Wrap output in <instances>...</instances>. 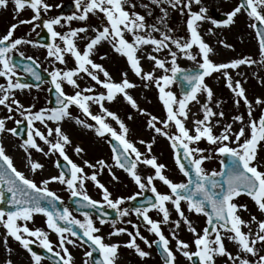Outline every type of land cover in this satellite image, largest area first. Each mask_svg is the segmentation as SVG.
<instances>
[{
	"label": "snow or ice",
	"instance_id": "6c2138e0",
	"mask_svg": "<svg viewBox=\"0 0 264 264\" xmlns=\"http://www.w3.org/2000/svg\"><path fill=\"white\" fill-rule=\"evenodd\" d=\"M9 3L14 6L16 13L30 9L33 15L29 19H19L17 23L10 25L6 34L0 37V77L6 80V84H0V105L4 106L8 113L19 112L24 118L15 120L16 127L12 128L6 126V120L13 119V116L0 118V134L7 132L18 136L20 135L19 126L27 121V137L20 147L26 153L30 170L36 172L44 167L43 164L33 160L32 150L45 156L58 154L70 167L69 175L61 171L59 175L44 179L41 185H38L35 180L26 177L14 166L12 157L6 154L3 143H0V203L5 200L6 190L11 194L8 203L12 206V210L0 208V225L6 230L5 244L9 236L19 242L22 248L30 254L31 264H41L43 259L33 250L32 245L37 243L58 258L54 264H74V258L67 245H76L79 240L82 241L80 247L84 245L88 247L84 253L85 257L91 259L94 253L100 254V259L92 261V264H116L118 251L122 246L134 250L141 259L151 256L150 251H145L137 243L139 240L149 249L153 244L159 245L164 254V264H177L176 253L169 246V239L161 228L162 223L167 224L170 220L171 213L168 204H171L179 217L173 222L174 227L178 229L183 222L188 231L193 234L194 251L190 250L188 242L179 239L175 232L172 233L173 239L176 240V251L187 258L190 264H216L217 257H225V264L228 262L252 264V261L242 257L240 253L257 257L255 264H264V255L260 254V250L264 249V219L257 221V218L252 216L251 221L256 222L257 231L253 233L250 227L248 232L242 231V226L248 227L250 222L242 219L239 213L242 210L248 211V208L247 205L236 201L237 197L247 195L264 214V157H258V148H264V114L258 120L252 118L253 104L264 105V100L256 98L255 101H250L241 81L234 80L229 72L230 69H237L241 65L256 64L257 61L251 57H242L230 62H214L210 58V55L214 54V49L205 42L198 30V22L210 20L211 24L216 27L228 26L235 23L234 18L238 14L246 13L253 21L250 27L256 30L258 37L261 55L259 63L264 64V27H262L264 26V0H239L237 6L227 13V18L222 21L208 17V9L204 6H201L199 11H192V4L200 5L201 0H151V3L158 7L167 4L172 9L179 10L182 15L187 10L186 25L190 34L187 39L171 35L173 29L167 26V8L161 7L162 15L157 18L158 23L164 28L162 30L156 24H148L145 16L135 11L137 5L133 3V0H74L76 13L69 16L57 15L43 20V27L50 33L52 39V43L45 45L47 57L52 58L53 63L66 64V56L70 55L74 58L75 67L67 70L53 68L50 72V82L56 92L57 106L42 108L38 111H32V106L26 108L15 98L14 90L23 91L30 89L32 85L21 82L17 75L18 65L14 59V53L23 56L19 47L32 44L33 41L23 37L15 38L14 31L20 24H31L35 20H40L42 14L49 12L54 6L47 0H0V8H7ZM55 7H60V5H55ZM141 7L148 8V5L142 4ZM90 14H102L105 26L102 29H92L95 35L88 38L83 50L78 47L77 39H85L89 27L70 28L65 33L55 28L56 25H62V21L69 24L73 20L87 21ZM148 14L151 15V12L149 11ZM39 26L36 25V27ZM208 31L211 32V29ZM154 32L160 33L159 39L152 35ZM126 34H131L132 39H126ZM57 40L62 42L63 46L56 43ZM102 41H109L113 50L126 58L134 75L146 82L145 88L150 84L155 85L159 100L165 109L164 119L161 120L138 105L130 92L137 85L128 78L127 72H123L121 80L117 82L102 64L94 62L92 56L96 46ZM220 43L225 47H231L222 40ZM194 46L197 48L195 54L192 51ZM146 47H151L152 52H147ZM165 50L167 51L166 57L153 54H159ZM178 54L194 61L196 70L181 68L177 62ZM142 57L153 62L152 70H144L141 64ZM26 59L33 60L32 57ZM156 70H160L162 74L157 76ZM23 71L37 81L41 80L40 73L32 64L25 65ZM214 72L220 73L225 78L226 86L237 98L234 103L239 106L243 101L247 106L249 117L245 123L242 115L234 116L233 123L239 122L241 127L234 131L233 123H228L219 135L214 132V128L221 122L216 118H223L225 114L223 111H214L210 106L214 93L205 82V78ZM81 73L86 74L95 82V85L101 86L106 91L95 93V85L81 88L78 83ZM101 73L104 79L100 78ZM178 80H182L188 86L180 97L171 91V86ZM65 82L76 89L73 94L65 92ZM36 87L39 88L40 85L37 84ZM201 93L206 95V102L201 105L202 118L194 119L192 127L189 128L186 126L191 111L189 105L193 101L200 103L198 96ZM118 95L122 96L131 108L148 117L146 120L148 129L170 141L175 163L187 178L186 182H174L170 179L165 174V164L159 163L155 155L142 153L136 143L129 139V127L117 113L105 107L106 101L112 102ZM219 103L217 101V107ZM92 104L99 106L100 114H94L91 111ZM72 106H76L85 117L95 122L94 124L87 123L77 117L75 118L76 124L94 130L99 137L103 138L107 135L118 142V146L114 145L111 149L114 165L131 177L140 189L139 192L129 197L113 198L108 187L97 179V171H93L90 175L86 174L83 167L69 158L65 147L71 144V140L69 135L62 130L61 122L73 119L70 110ZM108 118L116 122L118 130L107 122ZM128 118L132 119L131 115ZM37 121L44 126L46 132L34 126ZM49 122L55 126H49ZM171 128L176 129L175 133L169 131ZM246 129L248 130L247 135ZM201 140H206L208 144L215 146V152L220 156L230 158L227 164L223 159L220 161L222 165L220 171L209 172L204 167L205 161L210 160L211 157L205 155L206 150L198 146ZM38 141L47 145V152ZM138 143L146 145L147 153H151L154 140L146 142L141 139ZM74 150L77 153L83 152L79 146H76ZM184 161H187V166ZM84 164L91 169L99 168L102 171L107 168L110 173L112 172V168L103 160L97 161L96 164L85 160ZM140 165L150 167L153 174L142 177L138 171ZM56 167H60L59 161H56ZM216 177L223 179H216ZM112 178L113 180L118 179L115 174ZM88 180H91L101 190L102 200L93 199L88 194L85 187V182ZM156 180L166 185L170 190L169 193L158 191L154 183ZM52 181L66 185L71 196L79 198L78 203L81 207L103 209L106 205L107 208L116 210L120 218L130 214L128 208L121 207L126 199L135 200L145 190H150L154 198L148 199L146 207H137L133 211L137 217L142 218L147 231L153 233L157 239L150 241L141 233L138 226H134L135 232L128 231L124 227H116V221L113 220L111 221L113 231L108 235L111 237L126 234L129 239L123 244L106 242L104 236L99 234L101 229L96 226V222L88 212L83 213L84 219L81 220L73 216L67 207L63 210L57 207V202L61 201V197L49 189L48 185ZM182 201L186 204L188 212L203 214L207 218V226L202 229V232H197L185 215V210L181 207ZM153 209L161 214L162 220H154L149 215L150 210ZM36 214L46 217V227L57 234L59 251H54V245L49 239L48 232L42 228L28 226V222L32 221ZM104 215L107 216V213L105 212ZM18 221L23 223H18ZM99 223L104 225L109 221L99 218ZM77 228L82 231V235ZM225 240L235 242L239 253L233 255L228 251ZM258 244L261 246L260 249L257 248ZM7 251L11 253L12 249L8 248ZM5 264H13V261L8 259ZM84 264H89V260H85Z\"/></svg>",
	"mask_w": 264,
	"mask_h": 264
},
{
	"label": "rangeland",
	"instance_id": "374dc122",
	"mask_svg": "<svg viewBox=\"0 0 264 264\" xmlns=\"http://www.w3.org/2000/svg\"><path fill=\"white\" fill-rule=\"evenodd\" d=\"M49 4H52L54 7L47 12L42 14L40 20H35L31 24H20L17 29L14 31V37L20 38L23 37L25 39H29L33 41L32 44L21 45L19 47V51L23 52L22 57H32L34 61H36L42 68V70H47L46 72H51L53 68L60 69H72L75 67L74 58L70 55L66 56V60L68 59V64H60L59 62H52V58L47 57V49L40 46L36 42L37 36L40 34L42 29H46L43 27V20L55 17L59 14L61 8L69 3L74 2V0H47ZM133 3L137 5L135 11L144 15L148 24H156L157 27H160L164 30L163 26L158 23V17L162 15L160 8H167L168 17H167V26L168 28L173 29L171 35L176 38L184 37L187 39L189 37V32L187 31L186 21L188 19L187 10H185V14H181V12L177 9H172L167 4H162L159 7L155 4L151 3V0H133ZM215 3V2H214ZM239 3V0H217L215 5L208 9L207 16L212 19H216L218 15H225L231 12L235 6ZM142 4H147L148 8L141 7ZM55 5H60V7H55ZM192 11H196L194 7H191ZM131 11V9H129ZM149 11L151 15H149ZM77 9L69 14L63 16H69L73 13H76ZM33 15V12L30 9H25L22 12L16 13L14 10V6L9 3L7 8H0V37H2L8 31L10 25L17 23L19 19H29ZM235 23L216 27L212 25L210 20H205L201 24H199V31L201 33L202 38L207 42L213 49L214 54L210 55V58L216 62H230L231 60L242 58V57H251L253 60L257 61L256 64L252 65H241L237 69H230L229 72L232 75L234 80H240L242 86L246 90V95L250 101H255L256 98H260L264 100V64L259 63L261 61L260 49L258 37L255 34V31L250 25L253 21L247 16L246 13H240L237 17L234 18ZM36 25H40L36 27ZM89 27V31L86 35L85 39H77L78 47L83 50L88 38H92L95 35V32L92 30L93 28L102 29L105 26L104 17L102 14L99 15H91L87 21H78L73 20L69 23H64L62 21V25H56L55 28L57 31L62 33L68 32L70 28H78V27ZM211 29V32L208 30ZM84 35V34H81ZM156 38H160V33L154 32L152 33ZM126 39L131 40V34H126ZM224 41L225 44L231 45L230 48L225 47L220 43V41ZM56 43L62 42L59 40ZM175 50V49H174ZM147 52H152L151 47H146ZM193 53L197 52V48L194 46L192 49ZM18 54V53H14ZM161 57L167 56V51L161 52L159 54ZM138 55H141L138 53ZM94 62L102 64L104 68L110 73L113 80L119 82L122 78V73L127 72L128 78L134 82L137 87L130 90L133 97L136 99L138 105L145 109L147 112L152 115L157 116L161 120L165 118V109L163 107L162 102L158 97V90L156 89L154 84H150L147 88L144 87L145 81L140 80V78L136 77L134 73L129 68V65L126 61V58L118 53H116L109 41H102L99 45L96 46V50L92 56ZM170 59V57L168 58ZM199 59V57H198ZM179 66L183 69H191L195 68V62L188 60L183 55L178 54L177 60ZM141 64L145 71H149L153 69V62L143 58L141 59ZM155 74L157 76L161 75L160 70H156ZM17 75H21L20 71L17 69ZM101 79H104L103 74H99ZM205 82L209 87L212 88L214 96L212 104L214 111H223L224 117L216 119H220V124H218L214 128V132L219 135L223 130V127L228 123H233L232 118L236 115H242L244 117L245 123L249 120L247 115V106L241 101L240 105L237 106L234 101L237 99L233 92L226 86L225 78L218 72L212 73L211 76L205 78ZM78 83L81 88H85L90 85H95V82L87 77L86 74L81 73L78 79ZM0 84H6V80L3 77H0ZM49 86L46 84L41 88H30L21 90H14L15 98L20 101L26 108L32 106V111H38L42 108H51L49 105V95H48ZM64 90L68 94H73L76 89H73L71 85H68L66 82L64 84ZM95 93L106 91L99 85H95L94 87ZM171 91H173L177 97L179 96V90L176 84L171 86ZM200 103L195 101L191 102L189 108L191 109L189 114V119L186 122V126L191 128L192 122L194 119L202 118V110L201 105L206 102V95L201 93L198 96ZM217 101H219V106L217 107ZM105 107H107L110 111L117 113V115L125 122V124L129 127V139H131L136 146L140 149L142 153H146L148 155H155L158 158L159 163H163L166 165L165 174L172 179L174 182H186V178L180 172L179 168L175 163L174 151L170 147V141H168L165 137H162L156 134L153 130L148 129L146 127L147 116L139 113L136 109L131 108V106L123 99L122 96H117L116 100L112 102H105ZM71 113L73 119H66L61 122L62 130L69 135L71 144L66 145L65 151L69 158L84 168L86 174H91L93 171L98 172L97 179L103 183L106 187H108L109 191L112 192L113 198L118 197H129L139 192L140 189L131 179V177L121 170L120 168L115 167L114 162L112 160V150L109 145L108 139L110 136L99 137L96 135L95 131L89 128H85L82 125L76 124L75 118H79L81 120H85L87 123L94 124V121H91L90 118L85 117L84 114L76 107H71ZM264 110V105H256L253 104V119H257L262 115ZM91 111L94 114H100L99 106L96 104L91 105ZM194 114V115H193ZM13 116V119L6 120V126L8 128L16 127L15 120H23L24 118L19 114V112L8 113L7 109L0 105V118H4L7 116ZM129 115H131L132 119H129ZM108 123H110L114 128H117L118 125L115 121H112L111 118H108ZM35 127L39 128L41 131H45L46 129L39 121L35 122ZM49 126L54 127L55 125L49 122ZM241 127L239 122L233 123V130H238ZM172 133H175L176 129L171 128L169 130ZM248 134V130L246 129V135ZM143 139L146 142H152V151L151 153H147L146 145L139 144L138 141ZM243 139V138H242ZM3 142V145L6 150V154L12 157L14 166L22 171L26 177L35 180L38 185H41L42 180L49 179L51 176L59 175L60 170L56 167V161L63 162V158L58 154L45 156L42 153L36 152L32 150V158L34 161H38L43 164V169L37 170L33 172L30 170V166L26 159V153L22 150L20 145L23 143L16 136L11 135L10 133L0 134V143ZM41 146L44 148V151H48L47 145H44L42 141H38ZM76 146H79L83 149V152L77 153L74 149ZM200 148H204L205 155L210 156L211 159L205 161L204 167L207 171L211 172L213 170L220 171L221 170V158L218 153L215 152V146L207 143L206 140H201L198 145ZM235 146V145H230ZM258 157H264V148H258ZM87 160L90 163L96 164L97 161L103 160L105 163L112 168V172L110 173L107 168L102 171L99 168L91 169L88 168L84 161ZM138 171L145 177L147 175L153 174V170L144 165H140ZM115 174L118 179L113 180L112 175ZM157 190L161 193H169V189L166 185H164L161 181H154ZM49 189L55 191L57 195L61 197L63 203H66L71 196L70 191L67 189L66 185H62L59 182L52 181L48 185ZM85 187L87 189L88 194L96 200H102V192L98 189L95 184L88 180L85 182ZM144 192L152 193L150 190H145ZM141 196V195H140ZM236 201L239 204L247 205L248 211H241L239 214L242 219L245 221H249L248 227L242 226V231L248 232L249 227L252 232L257 231V224L255 221H251V217L255 216L258 220L264 219V214H262L254 201L248 196L241 195L236 198ZM130 200H125L124 204L121 205L122 208L129 209V215L127 217L119 218L116 222V227H124L128 229V231L135 232V227L138 226L141 233L146 236L150 241L156 240L157 237L147 231L144 223L142 222V218L137 217L135 212L129 207ZM170 209V220L167 224L162 223L161 228L164 235L169 239L170 247L176 253L177 264H190L187 258L183 257V255L176 251V240L173 239L172 233L175 232L176 236L189 243L190 250L194 251L195 247L193 245V234L188 231L187 226L181 222L180 227L177 229L174 227V221L178 220L179 217L176 212L173 210L172 205L168 204ZM181 207L185 210V215L192 222V225L197 229V232H202V229L207 226L206 217L203 214H194L187 211L186 204L182 201ZM73 216L77 219H84L83 215L76 214L71 209ZM92 215V214H90ZM149 215L154 220H162L161 214H159L156 210H150ZM93 220L96 222V226L101 229L100 235L104 236L105 241L108 243L119 242L123 244L126 242L129 237L126 234H122L120 236H109L108 234L113 231V227L111 222L106 223L104 225H100L99 219L92 215ZM46 217L42 214H36L33 217L32 221L28 222V226L30 228H42L46 232H48V236L50 241L54 245V251H59L58 247V236L50 229L46 227ZM127 221H131V223H127ZM18 223H23L19 222ZM6 234L5 228L0 225V264H5V261L11 259L13 264H31L30 254L22 248L19 242L15 241L12 237H8L7 244L4 242V236ZM71 238V237H70ZM76 239V238H71ZM137 243L140 244L141 248L145 251H150L151 256L148 258L141 259L132 249L121 247L118 251V258L116 264H163L156 251L154 246L151 249L147 248L146 245L143 244L142 241L137 240ZM81 242L77 240L76 245H67L69 250L74 258V264H84L85 260H89V264H91V260L88 257H85L84 253L88 250V248L84 245L80 247ZM226 248L228 251L236 255L239 253V248L237 244L233 241L225 240ZM37 245H39L37 243ZM40 246V245H39ZM260 245H257V248L260 249ZM8 248H11L12 251L9 253L7 251ZM80 251V253H78ZM15 253L20 255V258H15ZM260 254L264 255V249L260 250ZM240 255L244 258L252 261V264H255L257 257H253L251 255H245L244 253H240ZM225 257H217L216 264H225ZM41 264H51L48 261L42 259ZM231 264V262H228Z\"/></svg>",
	"mask_w": 264,
	"mask_h": 264
},
{
	"label": "water",
	"instance_id": "95a60500",
	"mask_svg": "<svg viewBox=\"0 0 264 264\" xmlns=\"http://www.w3.org/2000/svg\"><path fill=\"white\" fill-rule=\"evenodd\" d=\"M76 8H75V4L73 2L71 3H68L66 4L63 9L61 10V14H66L68 12H71V11H74ZM227 17L225 16H218V20H224L226 19ZM264 27V26H262ZM256 31V30H255ZM37 42L42 45V46H45L47 44H50L52 43V39H51V36L50 34L48 33L47 30L43 29L42 32L40 33L39 37L37 38ZM14 59L18 65V69L20 71H22L26 76H28V79H25L24 77H20L21 79V82H24V83H28L32 86H35L37 84L40 85V87L44 84V83H48L50 85V90H49V95H50V105L52 107H56V92H55V89L54 87L51 85V77H50V74L46 73V72H42L39 68V66L33 61V60H27V59H24L20 56H14ZM27 64H32L33 67L36 68V70L40 73L41 75V80L37 81L34 77H32L30 74H26L24 71H23V67ZM192 70H196L195 68H193ZM177 83L179 84V90H180V95L182 96L183 93L188 89V86L185 82H183L182 80H178ZM20 135H18L17 137L20 138L21 140H24L26 139L27 137V132H28V126H27V121H25L23 124H21L19 126V129H18ZM110 144L111 146L113 147L114 145L118 146V142L115 141L114 139H110ZM223 160L225 161V163H229V159L228 157H223ZM184 163L186 164L187 166V161H184ZM69 165L67 163H60V170L63 171L65 173V175H69V172H68V169H69ZM226 171V169H225ZM216 179H223L221 177H216ZM10 193H7V191L5 190V200L3 203H0V208H4L6 210H12V206L8 203V200L10 199ZM149 198H154L153 196L149 195L148 193H146L144 195V198L140 199V198H137L135 200H133L132 202V207L135 209L137 207H146L147 206V201ZM78 200L79 198L77 197H73L71 198V201L69 203V205H71V207L76 210L77 212L79 213H84V212H88L89 214L90 213H93V214H100L102 213L101 210L99 208H85V207H81L78 203ZM57 207L60 209V210H63L64 206L62 204L61 201H58L57 202ZM210 211V209H208ZM105 218H108V216H105ZM77 231L80 232V234L82 235V231L80 229L77 228ZM86 239V238H85ZM33 247V250L37 252V254L41 255L42 257H44L45 259L49 260L50 262H52L54 264L55 260L58 259L56 257H54L53 254L47 252L45 249H39L36 245H32ZM157 248L159 250V253L162 255V257L164 258V254H163V251L162 249L160 248L159 245H157ZM97 259H100V254L99 253H94L93 254V257L91 258L92 261L94 260H97ZM195 259V258H194Z\"/></svg>",
	"mask_w": 264,
	"mask_h": 264
},
{
	"label": "bare ground",
	"instance_id": "6f19581e",
	"mask_svg": "<svg viewBox=\"0 0 264 264\" xmlns=\"http://www.w3.org/2000/svg\"><path fill=\"white\" fill-rule=\"evenodd\" d=\"M216 1H217V0H201V4H200V5H197V4L193 3L191 7H194L196 11H199V8H200L201 6H204V7H206L207 9H211V7H212L213 5H215ZM214 2H215V3H214ZM198 23L201 24L202 22H198ZM2 143H3V142H2ZM111 238H112V237H111ZM78 253H80V251H79ZM80 254H81V253H80ZM81 255H82V254H81ZM15 258H20V255H18V254L15 253Z\"/></svg>",
	"mask_w": 264,
	"mask_h": 264
},
{
	"label": "flooded vegetation",
	"instance_id": "af4514ba",
	"mask_svg": "<svg viewBox=\"0 0 264 264\" xmlns=\"http://www.w3.org/2000/svg\"><path fill=\"white\" fill-rule=\"evenodd\" d=\"M143 222V221H142ZM154 245V248H155V250H156V252H157V249H156V246H155V244H153ZM160 258V257H159ZM160 260H161V258H160ZM162 261V260H161Z\"/></svg>",
	"mask_w": 264,
	"mask_h": 264
}]
</instances>
